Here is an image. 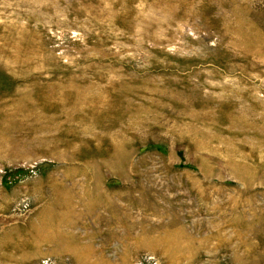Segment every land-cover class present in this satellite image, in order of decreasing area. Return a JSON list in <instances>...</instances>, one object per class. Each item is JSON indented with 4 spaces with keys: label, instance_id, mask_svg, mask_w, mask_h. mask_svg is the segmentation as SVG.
I'll list each match as a JSON object with an SVG mask.
<instances>
[{
    "label": "rangeland",
    "instance_id": "obj_1",
    "mask_svg": "<svg viewBox=\"0 0 264 264\" xmlns=\"http://www.w3.org/2000/svg\"><path fill=\"white\" fill-rule=\"evenodd\" d=\"M0 264H264V0H0Z\"/></svg>",
    "mask_w": 264,
    "mask_h": 264
}]
</instances>
